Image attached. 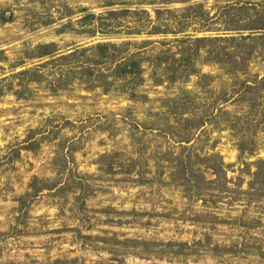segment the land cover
Here are the masks:
<instances>
[{
    "label": "rangeland",
    "instance_id": "obj_1",
    "mask_svg": "<svg viewBox=\"0 0 264 264\" xmlns=\"http://www.w3.org/2000/svg\"><path fill=\"white\" fill-rule=\"evenodd\" d=\"M240 1L262 0H0V264H264V32L227 29ZM50 42L137 54L138 95L26 81ZM187 156L204 178L173 174Z\"/></svg>",
    "mask_w": 264,
    "mask_h": 264
},
{
    "label": "trees",
    "instance_id": "obj_2",
    "mask_svg": "<svg viewBox=\"0 0 264 264\" xmlns=\"http://www.w3.org/2000/svg\"><path fill=\"white\" fill-rule=\"evenodd\" d=\"M238 3L241 4L226 5L223 7V11H221V14L224 15V21L230 27L227 29L237 30L239 33L247 30L254 33L264 32V0L259 3H242L241 1ZM116 13V10L109 11V14ZM94 17V13H87L77 21L83 23L90 20V23H94ZM68 21V23H72L71 19ZM248 36L250 35L246 37ZM242 38H245V36H242ZM204 39L206 37L196 38L197 41ZM120 52L121 48L112 42H100L89 48L73 47L68 53L59 52L56 44L53 42L40 43L30 53L29 57H45L46 60L33 68L22 70L19 74L22 77H26V81L28 82L33 79L31 77L36 76L40 78H53L50 80L49 85L54 91L66 87L68 85V79L79 74L80 78H84L89 86H93L96 83L95 86L99 84L104 87V90H109L113 85H119L130 97H136L138 93L135 92V89L144 81L141 61L139 58H136L137 54L135 53H128L125 56L119 57ZM184 62L185 60H182L180 65L184 66L186 64ZM103 65H105V68ZM41 68H46L47 70L41 71ZM105 69L112 70L106 71ZM108 76L112 78L109 79ZM36 80L39 81L38 78ZM21 86L26 89V83L24 81L21 82ZM22 93L21 91L18 94L22 95ZM197 117L184 118L189 126H185L187 132H185V136L181 140L187 141L190 138L188 136L189 133L200 126L201 121ZM239 149L241 154L247 150L243 142L239 143ZM209 158L206 157V159ZM262 163H264L263 160L256 162L258 169H260ZM192 166L191 157H183L179 159L173 174L184 177L186 180L200 177L201 175L197 176L196 172L201 171V166L196 168H192ZM206 168L212 170L215 174H220V163L217 161L214 162L212 160L206 165ZM201 177L204 178L203 176ZM32 187L34 189V186ZM48 188H51V185ZM38 191L40 189H37L36 193Z\"/></svg>",
    "mask_w": 264,
    "mask_h": 264
}]
</instances>
